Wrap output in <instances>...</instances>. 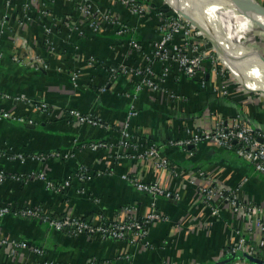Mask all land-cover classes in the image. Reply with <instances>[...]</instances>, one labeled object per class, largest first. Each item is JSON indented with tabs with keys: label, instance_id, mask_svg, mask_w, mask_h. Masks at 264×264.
<instances>
[{
	"label": "crops",
	"instance_id": "0c3cea01",
	"mask_svg": "<svg viewBox=\"0 0 264 264\" xmlns=\"http://www.w3.org/2000/svg\"><path fill=\"white\" fill-rule=\"evenodd\" d=\"M7 1L0 0V17L7 11ZM91 1L98 7L112 8L132 26V33L118 35L109 24L95 32L73 1L12 0L9 25L0 26V106L17 118H0V168L17 174L42 172L57 180L74 175L82 166L104 170V174L85 184L74 180L61 194L48 189L40 179H9L0 184V206L19 209L39 205L50 214L73 212L84 218H113L130 206L144 215L151 208L153 196L138 191L124 174L159 181L179 198L158 197L157 209L168 219L152 225L147 243L72 237L41 219L12 213L0 216V237L39 246L48 259L61 264H88L91 260L97 264H245V253L230 249L246 232L248 223L228 202L220 208L218 217H211L199 187L215 181L237 188L242 197L264 208V174L236 151L214 141H202L187 149L171 141L186 137L187 127H211L222 116L240 117L264 134V95L209 69L190 77L175 65L162 82L163 91L144 88L137 92V76L118 72L111 77L110 68L119 63L129 67L144 64L162 37L160 11L169 16L175 13L162 0H147L151 12L143 18L131 14L116 0ZM256 1L261 4L262 0ZM46 27L52 30L54 50L45 43ZM131 36L142 44V52H132ZM16 58L24 59L25 64ZM43 61L47 67L41 66ZM154 66L161 71V64ZM75 72L79 74L77 85L72 78ZM226 81L230 84L225 85ZM167 92L177 96L172 98ZM132 103L138 115L131 127L137 149L131 152H142L155 144L182 175L162 171L151 158L136 161L114 156L120 125ZM71 109L99 115L103 123H81L70 115ZM98 142L107 146L93 150L91 144ZM54 151L72 153V157L32 158ZM12 153H24L28 159H8L6 154ZM259 238L256 231L254 240ZM25 253L15 258L17 264L35 258L30 251ZM232 255L236 258L231 260ZM257 258L264 262L263 255ZM10 259L0 249V264L10 263Z\"/></svg>",
	"mask_w": 264,
	"mask_h": 264
},
{
	"label": "built area",
	"instance_id": "2783aa9c",
	"mask_svg": "<svg viewBox=\"0 0 264 264\" xmlns=\"http://www.w3.org/2000/svg\"><path fill=\"white\" fill-rule=\"evenodd\" d=\"M68 1L74 2L77 12L88 20L90 27H92L95 32L103 30L105 25L109 24L114 26L115 33L118 35L132 33V26L127 24L118 13L112 10V8L98 7L93 4L91 0ZM116 2L122 4L128 12L139 18H143L151 12V6L147 3V0H116ZM11 4L12 0H8L7 11L0 17L1 27L9 25L8 10ZM26 8L28 9L29 6L26 5ZM174 11L175 15L173 16H169L160 11L158 25L162 32V37L155 43L151 55L145 58V63L137 67H129L125 63L113 65L110 68V76L115 77L118 72H123L125 74L131 73V75H135L139 79L135 88L137 92L144 88L152 91H163L162 82L164 78L171 73L175 65L180 71L190 77L205 73L207 69H209L211 73H216L221 76L233 74L234 77L230 76L229 78H232V81L238 86H243L245 88L243 83L236 77L237 75H235L228 64L229 61L224 58L223 54L210 53V50L206 46L204 47L203 40L208 39L205 33L196 31V26L192 22L190 23V21L183 18L176 9ZM51 32V28H45V43L50 49L54 50L55 47L51 39ZM199 37L200 39H197ZM129 42L133 53L142 52V44L138 42L134 36H131ZM2 57L3 54L0 52V60ZM16 60L21 64H25V60L22 58H16ZM35 60L36 57H33L32 61L34 62ZM92 60H94V58ZM157 63L162 65L161 71L155 69L154 65ZM28 65L34 66L33 63ZM41 66L47 67V64L43 61ZM72 75L74 84L77 85L79 74L75 72ZM229 84L230 82L225 83V85ZM224 92H227V90H224ZM167 94L172 98L177 96L176 93L169 94L167 92ZM41 104L43 108H47L45 103ZM69 113L81 123H87L93 126L103 123L99 115L82 113L77 109H71ZM137 115L138 110L135 104L132 103L126 118L120 125V137L114 156L117 158H134L136 161L151 158L154 160L155 165L162 171L170 170L176 177H178L179 174L182 175L183 172L177 167H172L168 157L163 155L155 144L150 145L148 149L142 152H131V150L135 151L137 149L133 141V133L131 130L133 119ZM0 118H17V116L0 106ZM18 119L23 122H32L31 119H26V117H18ZM187 130L188 135H186V137L171 141V144L187 149L189 145H196L202 141H214L219 146L236 151V153L246 161L251 162L257 172L264 174V134L256 131L255 128L243 121L240 117H217L211 127L201 128L200 126L194 125L190 129L187 127ZM106 146L104 142L91 144L93 150ZM51 156L69 159L72 157V153L54 151L48 153V155H36L32 156V158L46 160ZM6 157L11 160L18 159L21 162H25L28 159V156L24 153L6 154ZM103 174L104 170L99 169L96 171L91 170L89 167L82 166L74 175H70L62 180H57L50 178L42 172L17 174L8 173L5 169L0 168V184H3L9 179L13 181H28L36 178L43 180L47 188L51 191L61 194L65 193L72 186L74 180L85 184L93 180L96 176H102ZM200 175H202V172ZM123 177L138 191L153 196L154 200L151 208L148 212L144 213V215H138L130 206H126L120 214L113 218H84L75 215L73 212H66L60 215L50 214L39 205L22 207L19 209H14L9 205H3L0 206V216L12 213L20 217L41 219L54 230L64 232L72 237L84 236L90 239L147 243V237L149 236L152 225L168 219L164 213L157 209L158 197L178 199L179 194L165 187L159 181H145L141 177L129 174H124ZM199 192L203 196L204 203L211 210V217H218L220 208L225 202H228L233 211L242 217L245 223H248L246 232L241 233L237 242L231 246V252H244L254 257H258L259 254L264 256V208L256 202L242 197L240 189H230L225 185L217 182L215 183V181H211L209 185L200 186ZM208 226L211 227L212 223H208ZM256 231L260 233V238L258 240H254ZM0 249L6 251L11 258V262L7 264H13L12 261H15V258L18 256L24 257L26 254L25 252L28 251L35 257L33 258L34 261L32 264H61L48 259L45 249L39 246H31L23 240H16L5 236L0 237ZM22 252L23 254L20 255ZM244 261L245 264H250L247 262L248 260L246 261V259H244ZM88 264H97V261L91 260Z\"/></svg>",
	"mask_w": 264,
	"mask_h": 264
},
{
	"label": "bare ground",
	"instance_id": "6f19581e",
	"mask_svg": "<svg viewBox=\"0 0 264 264\" xmlns=\"http://www.w3.org/2000/svg\"><path fill=\"white\" fill-rule=\"evenodd\" d=\"M168 1L189 20L200 26L205 33L219 41L217 43L224 58L229 61V66L237 71L244 82L252 83V87L249 86L248 89L255 88L264 93V61L256 51L244 45L247 30L251 29L254 23L264 26V13L254 9L245 10L237 1L232 0ZM248 23L251 25H247Z\"/></svg>",
	"mask_w": 264,
	"mask_h": 264
},
{
	"label": "rangeland",
	"instance_id": "374dc122",
	"mask_svg": "<svg viewBox=\"0 0 264 264\" xmlns=\"http://www.w3.org/2000/svg\"><path fill=\"white\" fill-rule=\"evenodd\" d=\"M163 2H164V4L165 5H169L168 4V0H162ZM219 1H221V0H219ZM232 1H236V0H232ZM256 1V0H255ZM147 3H149L148 1H147ZM223 3V2H222ZM263 3V4H262ZM171 4V3H170ZM261 4L264 6V0H262L261 1ZM172 5V4H171ZM223 5H225V4H223ZM173 6V5H172ZM225 6H228V7H232L231 5H225ZM173 8H175L174 6H173ZM172 7H171V11H173L174 13H175V9H173ZM237 9H239V8H237ZM242 10V9H241ZM235 11V10H234ZM183 18H184V16H183ZM190 23H191V21H190ZM194 24V23H193ZM195 25V24H194ZM247 25H251V23H248ZM257 25V26H256ZM196 26V25H195ZM256 26V27H255ZM257 28V29H256ZM259 28V29H258ZM258 30V31H257ZM196 31H198V32H202L203 33V29H201V28H199L198 26H196ZM206 37L208 38V39H205V40H203V45H204V47L206 46L209 50H210V53H213V54H215V53H217V54H221V52L218 50V48H217V42H219V41H217V39H214L213 37H211V36H209V35H206ZM248 37V38H247ZM197 39H200V37L199 38H197ZM251 40V41H250ZM194 41V40H193ZM245 47H248L249 49H251V50H254V51H256L257 53H255V54H257V55H259L260 57H262V60L264 61V27L263 26H260L259 24H257V23H254V26L252 25V27H251V29H249V30H247V33H246V40H245ZM236 63V62H235ZM240 64V63H239ZM240 66V65H239ZM243 67H244V65H243ZM232 68V67H231ZM233 70H234V68H232ZM235 71V70H234ZM237 71H235V75H237L236 77L238 78V79H240V81L243 83V85L247 88V87H252V83L251 82H249V81H247V82H244L245 80H243L240 76H238V73H236ZM231 76V74L229 75V74H226V75H224L223 77L224 78H227V80L229 81V79H231V78H229ZM232 76H233V74H232ZM234 77V76H233ZM227 82V81H226ZM248 89V88H247ZM263 92V91H262ZM34 261V259H31V260H26L25 262H24V264H32V262ZM12 263L13 264H17L16 263V261H12Z\"/></svg>",
	"mask_w": 264,
	"mask_h": 264
},
{
	"label": "water",
	"instance_id": "95a60500",
	"mask_svg": "<svg viewBox=\"0 0 264 264\" xmlns=\"http://www.w3.org/2000/svg\"><path fill=\"white\" fill-rule=\"evenodd\" d=\"M237 3L245 10H257V12H260V13H264V6L260 3H258L257 1L255 0H236ZM169 3V1H168ZM169 6L170 8L173 7L170 3H169ZM188 21H191L192 23H194L196 26H198L195 22H193L192 20H189L187 18ZM262 26V25H261ZM199 28H201L200 26H198ZM264 27V26H263ZM202 29V28H201ZM204 32V30H203ZM205 33V32H204ZM205 35H208L207 33H205ZM217 48L218 50L222 53V49L221 47L218 45L217 43ZM261 93L264 95V93L261 91ZM232 258H236L235 255H232L231 257V260ZM244 259L250 261L251 263L253 264H264V262L260 259H258L257 257H254V256H251L249 254H244L243 256ZM226 262H230L229 260H227ZM225 261L221 262V263H226ZM215 264H218V263H215Z\"/></svg>",
	"mask_w": 264,
	"mask_h": 264
}]
</instances>
